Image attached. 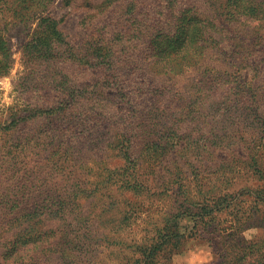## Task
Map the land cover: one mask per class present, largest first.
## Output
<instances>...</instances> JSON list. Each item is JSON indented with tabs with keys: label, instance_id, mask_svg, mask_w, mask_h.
<instances>
[{
	"label": "rangeland",
	"instance_id": "374dc122",
	"mask_svg": "<svg viewBox=\"0 0 264 264\" xmlns=\"http://www.w3.org/2000/svg\"><path fill=\"white\" fill-rule=\"evenodd\" d=\"M0 264H264V0H0Z\"/></svg>",
	"mask_w": 264,
	"mask_h": 264
},
{
	"label": "trees",
	"instance_id": "16d2710c",
	"mask_svg": "<svg viewBox=\"0 0 264 264\" xmlns=\"http://www.w3.org/2000/svg\"><path fill=\"white\" fill-rule=\"evenodd\" d=\"M133 12L134 10L131 8L129 10L130 21L137 22ZM180 14L181 16L178 15L176 19H173L171 22H169V24H167V27L170 28V30L168 32H161L159 40L152 36L148 41L146 51L148 52V55L151 59L150 66L152 69H155L157 72H159V75L165 74L166 76H171V71L176 64V61H182L184 63L188 61V58L192 59V52L190 49L193 45H195L196 42L199 41V37H204V28L206 29L208 26L213 27L211 22L206 19H199L198 16H196L194 13H191L190 9L182 10ZM189 17L195 22L194 24H190V21L189 24H187V19H189ZM176 21L177 24L173 25ZM139 33H142L140 29ZM155 46L157 47L154 48ZM88 65L94 66L91 63L87 64V62H85L82 64V66H84L82 69L88 70ZM96 65L97 64H95L94 67H96ZM94 67L90 69L95 73L100 72L99 68L96 69L97 67ZM48 214L49 212H44L45 216Z\"/></svg>",
	"mask_w": 264,
	"mask_h": 264
}]
</instances>
